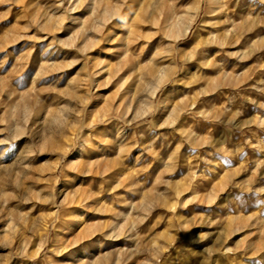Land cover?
I'll return each mask as SVG.
<instances>
[{
    "label": "rangeland",
    "instance_id": "374dc122",
    "mask_svg": "<svg viewBox=\"0 0 264 264\" xmlns=\"http://www.w3.org/2000/svg\"><path fill=\"white\" fill-rule=\"evenodd\" d=\"M0 264H264V0H0Z\"/></svg>",
    "mask_w": 264,
    "mask_h": 264
},
{
    "label": "bare ground",
    "instance_id": "6f19581e",
    "mask_svg": "<svg viewBox=\"0 0 264 264\" xmlns=\"http://www.w3.org/2000/svg\"><path fill=\"white\" fill-rule=\"evenodd\" d=\"M218 6V8H219V10L222 8V6L221 5H217ZM171 20V19H170ZM170 20H168V22H170ZM173 26V24H170V23H167V28L169 27V29ZM168 29V30H169ZM167 30V29H166ZM167 30V31H168ZM189 30H190V24H188V25H186L184 28H183V31H182V34L180 35V36H185V35H187V34H189ZM223 31V33H222V35L221 36H217L216 34H219V33H221ZM214 34L213 33H211V34H213V37H211L207 42H206V45L204 46V50H203V52H207V53H220V51H219V49L221 48V47H223V45L225 44V41H226V39H227V36H229L228 35V33H229V30L227 31V28H224L219 22H217L216 24H215V27H214ZM178 37V36H177ZM208 59V57H205V56H203L202 57V61H205V60H207ZM168 66H173L174 68H175V66H176V63H175V58H174V56H172V58L170 59V63L168 64ZM169 68V67H168ZM165 68H160V71H159V74H161V75H163V74H165V72H163V70H164ZM154 94V93H153ZM81 203H83V201H81V202H79V203H77L78 205H80ZM218 256L219 257H223V256H227V260H230L231 258H230V252H229V250L228 249H224V248H221L220 250H218Z\"/></svg>",
    "mask_w": 264,
    "mask_h": 264
}]
</instances>
